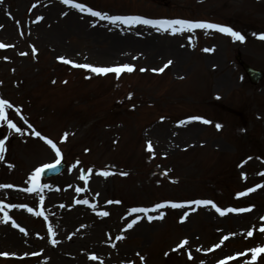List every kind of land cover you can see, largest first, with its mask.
Instances as JSON below:
<instances>
[{
	"label": "rangeland",
	"instance_id": "rangeland-1",
	"mask_svg": "<svg viewBox=\"0 0 264 264\" xmlns=\"http://www.w3.org/2000/svg\"><path fill=\"white\" fill-rule=\"evenodd\" d=\"M72 1L110 16L215 22L245 39L236 41L214 29L173 35L149 25H112L61 0H2L0 43L11 47L0 49V98L13 103L9 115L22 134L0 122L6 148L0 185H12L0 188V204L17 205L0 212V253H8L0 255V264L251 260L249 250L264 247V232L259 231L264 227V187H258L264 185V79L252 84L237 56L264 70V40L259 38L264 35V0ZM49 7L55 12L52 24ZM136 28L157 36L129 38L144 34ZM60 57L93 67L128 64L135 71L119 78L114 73L97 75ZM168 61L172 64L159 72ZM17 108L20 113L13 115ZM194 116L211 123H189ZM33 129L57 143L67 163L57 176L40 178L49 185L43 194L24 189L31 187L28 178L35 169L56 157ZM250 188L256 190L248 192ZM196 200L212 201L222 210L251 211L221 216L211 204L197 205ZM165 202L185 207L131 212ZM77 210L72 219L69 214ZM37 211L43 215L36 216ZM5 212L8 223L2 222ZM160 213L163 220H147ZM133 219L139 222L127 229ZM185 239L188 245L178 248ZM65 242L69 248L63 247ZM93 255L95 260L90 259ZM256 264H264V253Z\"/></svg>",
	"mask_w": 264,
	"mask_h": 264
},
{
	"label": "snow or ice",
	"instance_id": "snow-or-ice-1",
	"mask_svg": "<svg viewBox=\"0 0 264 264\" xmlns=\"http://www.w3.org/2000/svg\"><path fill=\"white\" fill-rule=\"evenodd\" d=\"M0 2H2V0H0ZM62 3L64 4H71V6L73 8L79 9V11L81 12H85L87 11L89 13L90 16L92 17H98L100 20H107L110 24L112 25H149L151 27L157 28V29H162L163 31H172V34L175 35L176 33L180 32H191L195 29H214L220 33H224L230 37H232L234 40L236 41H240L243 42L245 37L243 35H241L240 32L234 31L232 28L230 27H225V26H221L218 24H214V23H208V22H193L190 20H185V19H172V20H153V19H145L143 17L140 16H110L107 14H103L99 11H93L91 8H85L84 4L82 3H72V0H61ZM33 7H35V5H33ZM67 13H65L66 15ZM40 19H43L42 17ZM261 40H264V35H261L259 37ZM7 47H11V45H6L3 43H0V49L3 48H7ZM35 51V49H33V52ZM204 51H209V49H204ZM21 56H25L27 55V53L21 52L20 53ZM59 59H61V61L65 64H71L72 67L74 68H87L89 69L91 72L97 74V75H108L110 73H114L116 75L117 78H119L121 76L122 73H131L133 71H135L134 67L128 64H124L121 66H114V67H93L89 64H76L70 60L64 59L63 57H60ZM172 64V61H168L167 64L164 65V67L160 68L158 71L159 72H163L165 70V68H168L169 65ZM141 72L145 71V69L141 68L140 69ZM153 71H157L156 69H153ZM65 83H67L65 81ZM129 99H131V96L128 97ZM10 109H13V103H11L8 99L6 98H0V122H4L7 126L8 129L13 130L15 133H21L22 134V130L20 127L17 126V123L13 122V119L10 118L9 115V111ZM20 113V109L17 108L15 109V113H13V115H18ZM20 119L24 121L25 124H27L29 129H32V125L28 123L27 119H25L23 116H20ZM163 119V118H162ZM192 120H199L200 122L204 123V124H209L211 123V121H208L206 119H203L201 117L198 116H194L191 118L190 121H188L189 123ZM181 123H185L184 121H182ZM215 127L219 130L221 128L220 124H216ZM34 135L42 140L45 141V143L47 145L50 146V148L54 151L55 154V163L52 164H44L41 167H38L35 169V171L29 176L28 180L29 183H31V187H27L24 189L25 192L28 193H38V192H42L44 188H48L49 185L47 184H41L40 178L41 175L45 172V170H53L55 169L58 165H60L62 159H63V154L61 152V149L59 147H57V143L53 142L52 139H48L44 136L41 135V133L39 131H35L33 129ZM68 138V133L64 134L63 139L67 140ZM6 151L5 148V141L3 139H0V160L3 159V153ZM148 151L152 152L153 148H152V144L151 142L148 143ZM249 159H251V157H249ZM73 167H76V165H73ZM89 174H91V170H89ZM100 175L103 176H107L110 175V173H106V172H102L99 173ZM123 175H127V173H123ZM262 175H264V173H262ZM81 180H85L87 181L88 177H86L85 175H81L80 176ZM12 185L10 184H4V185H0V188H11ZM258 187H264V185H258ZM256 189L254 188H250L248 189V192H252L255 191ZM76 191H81V189H76ZM248 192H241L239 195L240 196H245L248 194ZM43 196L40 197L41 202H43ZM77 203H81V204H88L87 200H80L77 201ZM109 203H113V201H109ZM115 203H120V201H115ZM193 203L197 204V205H209L211 204L212 207L215 208V210L221 215L224 216L227 213H231V212H246V211H251V208H247V209H235V208H228L227 210H222L220 207H217L212 201L209 200H196ZM8 207H17V205H7V204H0V212H3L5 208ZM23 207V206H21ZM95 207V206H93ZM167 207H171V208H184L185 205L184 204H180V203H171V204H164V203H160V204H156L154 208H133L131 209L132 213H144L147 214L149 212H157V210L159 209H163V208H167ZM29 212H32L33 210L31 208H28ZM36 216H42L43 212L37 211L35 212ZM100 215L102 216H108L109 213L108 212H102L100 213ZM11 218L8 216L7 212L4 213V220L2 222L4 223H8L9 220ZM163 220L164 219V214L160 213L157 216H147V220L149 222L153 221V220ZM264 219V218H262ZM138 219H133L131 223L127 224V229H132L134 227V225H136L138 223ZM184 220H181V223H183ZM12 226L13 227H19V225H17L15 223V221H12ZM22 233H25V229L24 228H20L19 229ZM49 231H51V228H49ZM260 232H264V227H261ZM247 235L249 237L253 236V232L249 231L247 233ZM123 236L117 237V239H123ZM229 239L228 236L224 237V240ZM56 241L53 240V244H55ZM189 241L188 240H183L179 245L178 248L182 249L184 248L185 245H188ZM216 247H220V245H216ZM197 251H199V249H197ZM251 252V260H246L245 264H256V261L258 259V257L261 256L262 253H264V247H254L251 248L249 250ZM35 254V253H34ZM248 253H240L238 254L239 256H246ZM0 255H4L7 256L8 253H0ZM137 255H139V253H137ZM191 254H189V259H191ZM90 259L95 260L96 256H91ZM141 260H144V257H140ZM229 260H236L237 257L235 256H230L228 257ZM219 264H226L225 261H220Z\"/></svg>",
	"mask_w": 264,
	"mask_h": 264
},
{
	"label": "bare ground",
	"instance_id": "bare-ground-1",
	"mask_svg": "<svg viewBox=\"0 0 264 264\" xmlns=\"http://www.w3.org/2000/svg\"><path fill=\"white\" fill-rule=\"evenodd\" d=\"M56 6H58L57 4H55ZM47 14H48V24H52L53 22H54V18H53V16L55 15V12H54V9L52 8V7H49L48 9H47ZM81 15V14H80ZM72 17H73V19H75V20H80V18H79V16H77L75 13H72ZM85 19H89V18H85ZM69 23H72V19H70V21H68ZM76 23H80V22H76ZM39 27H42L43 29H47L46 28V26L45 27H43L42 25H40ZM136 29H142L143 31H144V34H138V35H135V33H133V34H131L132 36H129V38H132V39H134V38H137L139 35L141 36V37H143V38H146V39H151L152 37H155V36H157V34H155V33H148L149 32V30L147 31V32H145V30L146 29H144V28H136ZM43 33H51V31H46V30H43ZM148 37V38H147ZM117 39H119V38H117ZM51 197H53V196H51ZM78 214V210L77 211H75V212H71L69 215L71 216V218L72 219H75V217H76V215ZM76 236H79V234H77ZM81 242H84V240H82ZM63 247H66V248H69L70 246H69V244H67L66 242L63 244ZM52 250H54V251H56L55 249H52Z\"/></svg>",
	"mask_w": 264,
	"mask_h": 264
},
{
	"label": "water",
	"instance_id": "water-1",
	"mask_svg": "<svg viewBox=\"0 0 264 264\" xmlns=\"http://www.w3.org/2000/svg\"><path fill=\"white\" fill-rule=\"evenodd\" d=\"M250 71H252L251 69H249ZM255 72V71H254ZM257 74H254V78L255 80L258 79L261 76V72H256Z\"/></svg>",
	"mask_w": 264,
	"mask_h": 264
}]
</instances>
